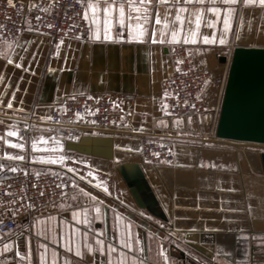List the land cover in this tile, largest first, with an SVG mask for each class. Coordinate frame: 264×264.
<instances>
[{
  "label": "crops",
  "instance_id": "1",
  "mask_svg": "<svg viewBox=\"0 0 264 264\" xmlns=\"http://www.w3.org/2000/svg\"><path fill=\"white\" fill-rule=\"evenodd\" d=\"M13 1L34 4L37 0ZM81 1L84 13L87 12L90 32L98 33L101 37L99 41L61 39L52 45L43 35L25 33L15 42L0 47V163L35 173L44 170L67 173L72 181L75 180L76 186V192L56 206L18 220L16 234H23L17 244L22 254L27 253L30 260H17L16 264H41L42 256L46 264L53 261L65 264L66 259L71 260L72 264H100L102 257L99 252L93 255L82 248V256L77 257L75 251H67L73 228L79 229L76 233L78 243L82 244L83 232L88 228L91 229L90 244L95 246L93 237L96 234L112 241L117 247L112 264H118L119 242L129 231L133 240L140 237L144 248L140 255L148 264H160L162 258L158 253L161 250L174 258V264H197V261L202 264H233V261L236 264H264V183L258 181V178H264V151L254 152L260 158L259 166L263 171L258 173L252 169L248 183L244 181L240 163L236 164L237 172L204 169L219 172L220 177L208 172L207 175H194V183L211 187L193 189L189 196L182 194L179 198L171 197L167 207H163V203L160 206L162 217L151 213L143 201L134 195L130 186L133 174L139 166L148 165L141 162L140 152L135 150L140 148L141 137L175 141L174 163L160 167L183 169L192 168L189 165L191 154L199 148L222 150L203 144H190L189 141L215 145H234L235 141H213L210 134L193 132L187 117H179L184 134L174 135L177 129L172 122L177 117L170 116L164 107V82L171 72V45L152 44L151 41H105L103 11L94 12L87 8L89 3L102 6L105 0ZM115 2L127 3V0ZM133 2L139 3V0ZM164 10V5L160 4V13ZM125 14L135 17L138 13L125 8ZM94 15L96 22L92 23ZM110 19L109 34L115 38L121 32L119 11L113 10ZM127 23L129 21L126 19ZM131 23L135 25V19ZM151 23L155 26L154 18H151ZM232 23L233 27L228 33L231 43L223 50L226 55L221 53L218 43L222 20L217 24L216 43L211 45L202 42L203 35L211 37V30L202 25L197 44L186 45L194 64L210 70L215 76H221L228 73L235 48H264V10L258 5L238 10ZM237 31L242 37L238 44L235 43ZM126 33L125 27L123 34ZM181 35H184L183 29ZM177 44H184L183 40ZM21 46L25 51H21ZM21 58L23 68L30 71L6 63V59L21 63ZM201 61H206V64ZM5 84H10V87L5 88ZM72 95L114 97L128 115V127L120 130H69L53 126L49 120L43 119L45 115L51 116L53 104ZM124 95H133L135 100L125 102L122 99ZM9 99L13 103L12 109L6 107ZM216 105L217 100L210 99L209 112ZM23 129H28L30 134L21 135ZM10 130L17 131V136H7ZM40 136H44L45 140L41 141ZM5 139L12 143H23L25 147L12 148L4 143ZM33 141L36 142L35 149L32 147ZM236 146L245 148L244 145ZM5 152L22 155L24 159L10 161L5 157ZM60 155L65 157L63 161L57 160ZM53 160L57 162L52 163ZM225 165L227 168L231 166ZM68 167L78 171L68 173ZM152 168L158 172L159 167ZM9 173L6 169L0 170V177ZM82 176L84 179H81ZM81 189L89 195L85 197ZM248 192L251 194L248 195ZM92 197L96 199L93 201ZM95 207L100 208L99 220L94 219L98 215L93 210ZM84 209L88 210L87 213ZM73 211L78 212L79 224L72 219ZM85 215L90 221L88 225L83 223ZM36 220L40 223H35ZM28 224L32 225L31 235L26 230ZM159 224H163L164 228H159ZM204 229L210 231L205 232ZM166 233L170 242L164 240ZM25 240H29L27 246ZM13 255L11 252L0 253V264H11ZM103 259L107 264V255Z\"/></svg>",
  "mask_w": 264,
  "mask_h": 264
},
{
  "label": "built area",
  "instance_id": "2",
  "mask_svg": "<svg viewBox=\"0 0 264 264\" xmlns=\"http://www.w3.org/2000/svg\"><path fill=\"white\" fill-rule=\"evenodd\" d=\"M30 5L32 7H29ZM84 14L81 0H37L34 4L13 1L11 6L8 5L7 0H0V47L15 42L25 33L43 35L52 45L61 39L77 40V36H83L81 40H87L90 26L83 18ZM37 16L41 18L39 21L36 20ZM169 57L171 72L164 82V92L171 94L164 96L168 114L172 117L189 115L197 117L211 113L210 135L215 137V125L227 74L215 76L210 70L194 64L189 49L184 44L171 45ZM205 80H209L210 83L205 85ZM197 96L202 98L197 99ZM89 97L91 96L72 95L53 104L52 119L49 123L69 130H120L128 127V115L116 103L114 97ZM122 99L125 102H133L135 97L124 95ZM210 99L217 100L216 108L211 112H209ZM185 100L187 104L184 103ZM193 104L195 108L191 107ZM206 109L208 111H205ZM91 121L96 123L92 124ZM29 134L28 129L21 130V135ZM175 145V141L171 140L141 137L140 156L144 163L150 161L146 163L148 165L163 166L164 164H157L156 158L151 156V152L158 151L161 152V160L168 159L173 164ZM20 169L21 171L0 177V219L6 221V226H0V235H6L8 228L16 233L19 219L48 210L76 192V186L67 173L50 170L35 173L24 168ZM60 183L65 184L63 189L56 186ZM9 191L15 194V203H8L12 197L5 193ZM61 191L64 192V196L60 195ZM29 204H35L36 209H27L26 206ZM12 209H16L15 224L7 220Z\"/></svg>",
  "mask_w": 264,
  "mask_h": 264
},
{
  "label": "snow or ice",
  "instance_id": "3",
  "mask_svg": "<svg viewBox=\"0 0 264 264\" xmlns=\"http://www.w3.org/2000/svg\"><path fill=\"white\" fill-rule=\"evenodd\" d=\"M7 3L9 6L13 4V0H7ZM160 4L164 5V11L161 14L159 11ZM259 6L261 10H264V0H139V3H134L133 0H127V3H119L117 4L115 0H105V3L100 5H94L89 3L87 5V8L93 9L94 12L97 11H103L104 14V36L103 39L105 41H111L113 43L115 42H139V43H147L148 41H151L152 44L159 43L160 45H175L183 40V43L185 45L191 43L193 45L197 44V37L200 33V29L202 25L206 27L207 29L211 30V37L209 35H203L202 42L204 45H211L216 43V36H217V24L222 20V29L219 33V40L218 43L221 46L220 51L222 54H227L223 50L229 47V44L231 41L228 39V33L229 30L233 27V17L237 14L238 10H247L249 7H255ZM29 7H32L31 5ZM125 8L129 10V12L135 10L138 14L135 17H132L131 15L125 14ZM141 9H143V12L141 13ZM43 10V9H41ZM113 10L119 11V26L121 29V32L118 33L115 38H113L112 35H110V28H111V19L110 14ZM207 14H211L208 16ZM85 20H88L87 12H85L84 17ZM151 18H154L155 26L163 25L162 27H155L151 23ZM41 18L39 16L36 17V20L39 21ZM128 20L129 23L127 25L125 24V20ZM135 19L136 23L133 25L131 21ZM143 21V24L141 23ZM92 23L96 22V16L94 15L92 18ZM171 24V26H170ZM177 25L181 27H177ZM51 27V25H48ZM127 28L126 35L123 34V30ZM183 29L184 35H181V30ZM170 33V36L168 35ZM77 40L83 39V36H77ZM88 41H99L101 39L100 35L98 33L89 32ZM242 37L239 34V31L235 34V43H239L241 41ZM21 51H25L23 46H21ZM202 63L206 64V61H201ZM6 63L11 64L15 68H19L24 71H30V69H24L23 68V58H21V63H17L15 60L12 59H6ZM49 72L52 71L51 68L48 69ZM209 80H205L204 84H209ZM5 88L10 87V84H5ZM70 95V94H66ZM165 96L171 95L167 91L164 92ZM14 98V93H13ZM91 98V97H89ZM202 96H197V99H201ZM185 104H187V100L184 101ZM6 107L8 109L13 108L12 100L9 99ZM167 108V105L164 106ZM191 107L195 108V104L191 105ZM205 111H208L207 109ZM45 120H51L52 116L45 115L43 117ZM206 119L205 116L200 115V120L203 122V120ZM92 124H95L96 121H91ZM187 123L188 125H191L192 123V117L189 115L187 117ZM173 127L177 129V131L174 133V135H183V128L181 119L177 117L172 122ZM27 126V125H26ZM7 136L9 137H16L17 131L10 130L7 132ZM40 140L44 141L45 137L40 136ZM4 143L7 145H10L12 148L16 149H23L25 145L23 143H12L10 140L5 139ZM33 149L36 148V142L33 141L32 143ZM163 148V145H161ZM138 153L142 152V149L136 148L135 149ZM5 157L10 161H20L24 159V156L22 155H10L7 152L4 153ZM151 156L156 158L157 164H164V165H171V161L168 159L161 160V152L153 151L151 152ZM35 159V157H33ZM65 157L63 155H60L57 160L63 161ZM57 160L51 161L52 163H56ZM79 163H84V161H78ZM146 163L150 161H145ZM6 169L8 172L16 173L18 171H21L20 168L13 166V165H6L4 163H0V170ZM78 170L73 167H68L67 172L75 174ZM91 175V172L88 173ZM71 179V177H70ZM81 179H84L82 176ZM73 183H75V180L73 179ZM58 188L63 189L65 187L64 183H60L56 185ZM10 187V186H9ZM33 187H36V185H33ZM107 191V189H105ZM81 192L85 197H87L89 194L87 192H83L81 189ZM5 195H9L12 197V200L8 201V203H15V194H13L11 191L5 193ZM40 195H43V192H40ZM61 196H64V192L61 191ZM73 199H76V196L72 197ZM96 198L92 197V200L94 201ZM27 209L35 210L36 205L35 204H29L26 206ZM98 215L94 217V219L99 220V212L100 208L95 207L93 209ZM85 213H87V209H84ZM15 214L16 209H12V211L8 214L7 220L12 221V223H16L15 221ZM31 215V213H30ZM143 215V213H141ZM49 220L52 219L51 216L48 217ZM72 219L76 221L77 224L80 223V220L78 219V212L73 211L72 212ZM35 223H40L39 220H36ZM83 223L85 225L90 224V221L88 219V216L85 215ZM0 226H6V221L3 219H0ZM31 224H28L26 226V230L28 231V234L31 235ZM159 228L163 229L164 225L159 224ZM50 230V229H46ZM79 231V229L73 228L71 230V234L69 236V247L67 251L69 253L75 251V256L81 257L82 251L81 249H86L87 252L92 253L95 255V253L99 252L102 259L100 260V264H105V260L103 257L107 255V264H112V257L113 254L117 252V247L112 243V241L106 240L105 238H102L100 234H96L93 238L95 241V246L93 244L89 243V234L91 232V229L88 228L83 232L82 235V244L78 243L76 240V233ZM205 232L210 231L209 229H204ZM193 232H195V228H193ZM21 234H16L13 232V229L8 228L7 234L0 236L2 238V243H0V253L7 254L9 252L13 253V261L11 264H16L17 260L21 261H29L30 257H28L27 253L22 254V252L19 250V246L17 244V241L20 238ZM149 239H152V237H149ZM164 240H169V235L166 233L164 236ZM25 246L29 244V240L24 241ZM43 247V245H41ZM226 247V246H225ZM126 250V251H125ZM144 252V248L142 246V242L139 236L136 237L135 240L132 239L130 231L123 236L120 239L119 242V261L118 264H148L147 260L144 259L141 253ZM159 256L162 258L160 264H170V261H172V264H174V258L165 255V252L163 250L159 251ZM243 255V253H241ZM41 264H46V261L44 260V257L41 258ZM211 259V258H207ZM52 264H56V261H53ZM65 264H72L71 260L66 259ZM197 264H202L201 261H197ZM233 264H236L235 261H233Z\"/></svg>",
  "mask_w": 264,
  "mask_h": 264
},
{
  "label": "water",
  "instance_id": "4",
  "mask_svg": "<svg viewBox=\"0 0 264 264\" xmlns=\"http://www.w3.org/2000/svg\"><path fill=\"white\" fill-rule=\"evenodd\" d=\"M202 115L206 117L203 122L200 120V115L191 116V131L210 132L212 114ZM214 132L218 139L264 144V48L234 49ZM196 151L191 154L189 165L192 168L159 166L158 172L154 171L151 165L143 164L144 166L137 168L130 186L134 195L143 201L144 206L151 213L162 217L160 206L163 203V207H167L171 197L179 198L182 194L189 196L193 189L210 188L211 186L206 184L192 181L194 175H207V172L214 177H220L219 172L204 169H228L237 172L239 170L236 164L240 163L241 171L245 175L244 181L247 183L251 179L248 175L252 169L258 173L263 171L259 166L258 154L248 150L234 152L199 148ZM141 162L143 163L142 160ZM225 164L231 166L227 168L224 167L227 166ZM258 181L264 183V178H258Z\"/></svg>",
  "mask_w": 264,
  "mask_h": 264
},
{
  "label": "rangeland",
  "instance_id": "5",
  "mask_svg": "<svg viewBox=\"0 0 264 264\" xmlns=\"http://www.w3.org/2000/svg\"><path fill=\"white\" fill-rule=\"evenodd\" d=\"M211 131V130H210ZM202 135H207V134H210V132L209 133H201ZM190 142V144H200V145H207V146H209V147H213V148H216V149H223V150H229V151H238V150H243V151H246V150H248V151H251V152H258V151H264V148H258V147H262V146H264V145H259V144H253V143H246V142H240V143H238V141L237 142H233L234 143V145H228L227 143L225 144V145H215V144H212V143H208V142H203V143H201V142H197V141H193V140H191V141H189ZM244 145V147L245 148H242V147H238V146H236V145ZM206 146V147H207Z\"/></svg>",
  "mask_w": 264,
  "mask_h": 264
},
{
  "label": "bare ground",
  "instance_id": "6",
  "mask_svg": "<svg viewBox=\"0 0 264 264\" xmlns=\"http://www.w3.org/2000/svg\"><path fill=\"white\" fill-rule=\"evenodd\" d=\"M212 139H213V141H214V140H223V139H218V138H215V137H213ZM224 141H229V142H230L231 140H224ZM235 142H237V141H235ZM246 143H250V142H246ZM251 143H252V142H251ZM253 144L264 145V144H260V143H253Z\"/></svg>",
  "mask_w": 264,
  "mask_h": 264
}]
</instances>
